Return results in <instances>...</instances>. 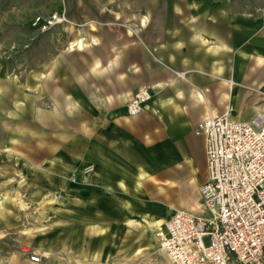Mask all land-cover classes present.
Here are the masks:
<instances>
[{"label": "crops", "instance_id": "1", "mask_svg": "<svg viewBox=\"0 0 264 264\" xmlns=\"http://www.w3.org/2000/svg\"><path fill=\"white\" fill-rule=\"evenodd\" d=\"M17 1L29 23L65 10V27L83 30L69 51L101 41L110 51L104 65L95 55L86 74L119 81L114 89L94 85L89 96L99 110L69 128L66 147L37 145L39 158L50 162L41 169L58 176L64 192L46 231L36 235L41 261L21 264H172L147 220L164 224L176 209L202 210L207 160L200 121L225 111L249 120L259 111L245 100H264L254 95L264 94V0ZM144 85L153 97L139 114H128L127 101ZM51 98V134L59 137L57 117L76 116L80 102L54 87ZM89 164L94 171L84 173Z\"/></svg>", "mask_w": 264, "mask_h": 264}, {"label": "rangeland", "instance_id": "2", "mask_svg": "<svg viewBox=\"0 0 264 264\" xmlns=\"http://www.w3.org/2000/svg\"><path fill=\"white\" fill-rule=\"evenodd\" d=\"M21 16L17 0H0V264H21L25 258L30 259L39 250L36 235L46 231L52 212L62 204L64 190L57 184L59 177L41 169L50 162L42 160L43 156L39 158L37 145L43 140L44 146L56 143L66 147L69 128L73 124L78 128L81 119L99 110L89 96L94 85L102 82L108 88L119 87L113 74L85 72L95 55L102 57L103 65L107 63L110 51L100 48L102 41L97 47L69 51V41L83 30L78 34L77 29L71 32L62 24L43 31ZM7 18L10 23H5ZM121 60L125 63L127 59ZM52 87L70 93L80 102L76 116L57 117L59 137L51 134ZM254 95L264 94L255 90ZM245 101L249 108L264 103ZM39 108L45 111L44 118L37 116ZM64 149H59L57 155L63 157ZM188 186L191 188L189 182ZM28 228L30 232L25 233Z\"/></svg>", "mask_w": 264, "mask_h": 264}, {"label": "built area", "instance_id": "3", "mask_svg": "<svg viewBox=\"0 0 264 264\" xmlns=\"http://www.w3.org/2000/svg\"><path fill=\"white\" fill-rule=\"evenodd\" d=\"M68 22L63 10L37 16L31 26L44 31ZM152 97L150 86L140 87L127 101L128 114H139ZM197 133L206 140L202 212L177 209L157 231L161 249L172 264H264V103L249 120L232 111L211 115ZM30 260L41 256L33 252Z\"/></svg>", "mask_w": 264, "mask_h": 264}, {"label": "bare ground", "instance_id": "4", "mask_svg": "<svg viewBox=\"0 0 264 264\" xmlns=\"http://www.w3.org/2000/svg\"><path fill=\"white\" fill-rule=\"evenodd\" d=\"M173 45V44H172ZM84 46V43L83 42H81L80 43V47H83ZM166 46V45H165ZM188 48V47H187ZM221 71V70H220ZM233 85H234V83H233ZM231 107V106H230ZM232 108V107H231ZM230 110V109H229ZM180 209V208H179ZM177 210V209H176ZM175 210V211H176ZM130 219H132V218H130ZM135 221V220H134ZM134 221H130L129 220V223L130 224H133L134 223ZM147 224H148V229H149V231H150V233L151 234H153V235H155V236H153L154 238H153V240H154V242H157V240H158V237H157V231H159L161 228H162V224H163V220L161 219V218H157V217H152L151 219H148L147 220ZM24 231V230H23ZM25 233L26 232H30V229L28 228V230H25L24 231ZM158 242H159V240H158ZM161 248V247H160Z\"/></svg>", "mask_w": 264, "mask_h": 264}]
</instances>
